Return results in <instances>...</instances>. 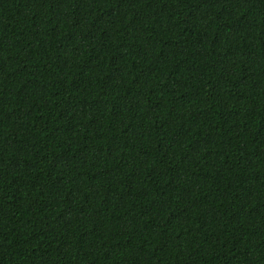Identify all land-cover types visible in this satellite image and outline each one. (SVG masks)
Returning a JSON list of instances; mask_svg holds the SVG:
<instances>
[{"label": "trees", "instance_id": "obj_1", "mask_svg": "<svg viewBox=\"0 0 264 264\" xmlns=\"http://www.w3.org/2000/svg\"><path fill=\"white\" fill-rule=\"evenodd\" d=\"M0 264H264V0H0Z\"/></svg>", "mask_w": 264, "mask_h": 264}]
</instances>
